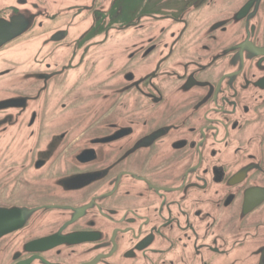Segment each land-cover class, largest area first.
Masks as SVG:
<instances>
[{
    "label": "flooded vegetation",
    "instance_id": "obj_1",
    "mask_svg": "<svg viewBox=\"0 0 264 264\" xmlns=\"http://www.w3.org/2000/svg\"><path fill=\"white\" fill-rule=\"evenodd\" d=\"M263 259L264 0H0V264Z\"/></svg>",
    "mask_w": 264,
    "mask_h": 264
},
{
    "label": "water",
    "instance_id": "obj_2",
    "mask_svg": "<svg viewBox=\"0 0 264 264\" xmlns=\"http://www.w3.org/2000/svg\"><path fill=\"white\" fill-rule=\"evenodd\" d=\"M263 261H264V259L261 261V263H260V264H264V262H263Z\"/></svg>",
    "mask_w": 264,
    "mask_h": 264
}]
</instances>
